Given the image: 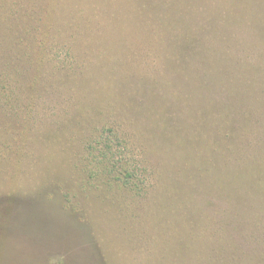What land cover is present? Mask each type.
<instances>
[{"label":"rangeland","instance_id":"obj_1","mask_svg":"<svg viewBox=\"0 0 264 264\" xmlns=\"http://www.w3.org/2000/svg\"><path fill=\"white\" fill-rule=\"evenodd\" d=\"M258 19L264 0H0V42L53 46L76 63L62 92H35L24 113L0 111V264H264V227L253 220L264 214V192L250 193L246 170L234 167L244 161L221 164L213 132L224 124L233 134L239 122L224 118L238 92L232 75L250 70L226 50L264 45ZM217 49L220 59L211 58ZM230 61L216 66L221 85L194 82L219 94H202L185 74ZM157 67L178 90L170 98L168 83L154 84ZM252 92L242 108L263 106ZM126 121L136 131L130 123L154 126V152L141 154ZM256 123L242 145L264 177V114ZM109 127L126 131L142 194L110 187L93 166L90 144ZM235 203L253 218L236 220L237 233Z\"/></svg>","mask_w":264,"mask_h":264},{"label":"trees","instance_id":"obj_2","mask_svg":"<svg viewBox=\"0 0 264 264\" xmlns=\"http://www.w3.org/2000/svg\"><path fill=\"white\" fill-rule=\"evenodd\" d=\"M237 20L239 22H244V19L241 18ZM254 20L255 18L252 19V21ZM261 20L264 22V19H258V21ZM249 21L250 19H247L246 22L249 23ZM256 32L257 41H264V29L257 30ZM229 36L232 39L238 40L239 38L237 31ZM6 39L7 38H4L3 40ZM0 43H4L0 44V111H9L13 112V114L24 113V109L31 108L32 102L35 100V92H62L68 79L74 77L76 63L69 59L70 56H72L70 51L67 52L65 59H61L59 55L56 54L53 46L41 47L37 45L35 47H28L7 42ZM254 48L255 49L250 50L245 48L239 50L238 45H235L234 55L230 54L228 49L226 50L228 55L236 61H238V55L241 56V58L245 60L244 65L250 71L240 74L243 78L236 75L237 73L235 72H233L232 75V77L234 76L233 79L239 82V85H233L230 87V90H237L238 92H236L237 96L231 107L232 111L227 107V115H225L224 118L229 120L232 119L234 115L239 117V122H237V125L234 127V133L230 134L229 131H227L229 130V125L224 127V124L216 127L213 131L221 142V148L219 150L215 149L219 152L218 159L221 160V164L233 167L234 163L232 161H244L245 164L238 163V165L234 167L246 170L242 175V180L246 183L245 176H247L248 186H253L250 189V193L253 195L257 194L253 193V191H259L260 193L264 192V186L261 185V183L264 182V177L256 173V169L252 166L254 162L249 163L247 161L248 156L244 152L245 144L242 145V142L244 138L247 139L248 136L252 135L253 131L255 132L254 125L258 122L259 115L264 114V104L263 106L255 104V106H251L254 110H251L242 108L239 99L242 98L244 91L251 88L254 92H252L250 98H255L256 96V99L264 103V45L257 43ZM222 52V49L213 51L211 58L220 59L218 56ZM231 57H229V59ZM253 60L256 63H254ZM221 64L229 66L232 65V62L230 61L228 64L223 62H218V64L216 62H207L205 66L201 63L199 69H202V75L198 78L192 73V70L186 71L185 74L193 83L200 79L207 80L208 77H213L218 81V83L215 84L221 85V77L224 76L225 72L224 70L216 68L217 65ZM180 67L182 68V66ZM242 69H244V66ZM152 75L154 76L155 86L164 85L165 82L168 83H165V89L167 91L164 98H170L171 94L175 95L177 93L178 90L173 88L172 82L169 79H166L162 83V72L159 67L154 70ZM60 80H62L64 84L62 87L57 88L56 84ZM249 83L251 85L249 89L243 88L245 85H249ZM194 84L195 89L197 88L198 91L204 95L210 90H214L219 94V89H217V87L210 88V86L205 85L204 82ZM245 96H247V94ZM229 113H232V117L228 115ZM218 122L223 123L220 120ZM126 123L129 122L126 121L121 126L124 127L129 136L137 140L140 147L142 146L141 154L147 153L148 150L154 152L156 148L154 144L155 140L154 135L151 133V131L154 132V126L150 129L146 124L139 126L130 123L134 127L136 126L139 128V131H136L134 128L132 130L128 128ZM145 131H147V133ZM125 132L109 127L107 131L100 133V139L96 141L95 144L91 142L89 154L94 168L100 173H104L108 176L107 185L110 187L119 185L120 188H125L127 191L131 192L130 194L132 196H137L143 192L144 180L140 175V165L136 164V161L132 162L130 161L131 159L126 157L128 154L125 143L127 140ZM172 191H174V189ZM255 200L256 199L250 204L251 208L255 207ZM235 207L237 210H234L235 212L230 215V219L234 220L233 230L237 233L239 232V226L236 220H242L247 223V221L253 218L245 212L244 215L243 212L238 211V204L235 203ZM261 219L264 220V214L257 219H253L256 221L254 224H257L255 225L257 229L264 227Z\"/></svg>","mask_w":264,"mask_h":264}]
</instances>
